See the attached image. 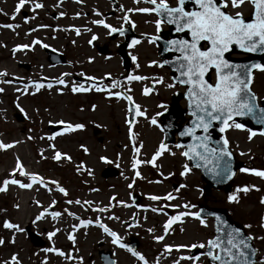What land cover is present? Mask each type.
<instances>
[{
  "label": "rangeland",
  "instance_id": "374dc122",
  "mask_svg": "<svg viewBox=\"0 0 264 264\" xmlns=\"http://www.w3.org/2000/svg\"><path fill=\"white\" fill-rule=\"evenodd\" d=\"M118 1L122 8L114 16L105 17L104 11L110 8L107 0H32L45 5L35 11L39 20L42 18L40 24L30 26H46L49 31L39 32L56 34L59 39L54 41L55 47L72 56L73 66L51 67L45 58H41L42 68L26 70L19 63L29 62L28 47H22L18 53H12V49L17 44L29 45L36 31L29 32L26 25L15 30L11 19L14 0H0V25H13L12 28L0 27V73H6L0 76V88L3 89L0 92V142L13 145L0 149V183L10 178L30 182L27 176H20L18 170L13 172L17 160L25 172L37 174L45 181V185L33 184L31 189L10 184L7 191L0 192V239L4 241L0 245V264H10L13 255L20 264H101L99 242L111 250L117 264H143L127 247L114 245L112 237L99 224L116 232L121 243L132 237L137 239L138 252L149 264H173L181 256L191 255V249L177 250L176 246L202 243L212 238L213 220L205 219V227L195 217L184 216L173 222L167 233L164 225L181 212H197L199 204L205 201L210 207L225 209L234 221L245 226L254 237L258 263L262 264L264 239L255 237H264V228L260 227L264 223V204L260 203L264 198V179L240 169L264 170V136L256 132L257 135L249 140V128L245 126L244 129L226 130L225 136L236 156L238 172L229 185L218 189L205 188L200 172L188 164L176 145L168 146L161 156L148 163L163 141L161 113L176 87H168L172 83L167 70L152 64L157 46L150 43L147 36L156 32L158 18L153 13L135 11L150 8L149 4L145 0ZM248 8L249 5L245 4L239 11L245 13ZM86 11L91 14L86 16ZM53 12L57 17L52 16ZM96 12H102V16H97ZM125 15L127 21L123 19ZM97 20H103L111 27L128 22L135 24L140 43L129 49L136 58L131 72L125 71L121 64L120 37L110 38L109 29L94 23ZM93 36L101 43L109 42L108 54L101 55L91 45ZM79 69L84 71L85 78L92 77L93 82L90 79H85L84 84L75 81L73 75L78 74ZM67 72L73 75L62 78ZM133 74L145 79L132 82L128 78ZM41 76H47L48 84L49 81L55 84L52 83L51 88L46 84V89L33 96L29 82L35 78L40 80ZM211 76L213 78V74ZM59 79L65 83H57ZM158 80L162 82L158 83ZM115 82L118 83L113 87ZM151 83L155 87L145 95L144 89ZM73 85H83L89 91L74 93L71 91ZM94 86L104 91L98 92ZM252 88L259 101H264V72L256 73ZM121 91L131 95L143 113L133 123L128 121L127 103ZM153 119L156 124L151 122ZM51 122H63L65 130L52 135L47 130ZM67 124H81L83 128L69 131ZM95 130L100 133L94 135ZM56 152L62 154L60 160L53 158ZM134 160L141 162L136 168H133ZM109 165L119 169L118 177H102V170ZM185 165L190 171L182 176ZM136 172L140 175L137 176ZM57 184L66 190V196L58 191ZM245 186L250 190L237 193L238 202L228 201L230 194ZM135 192L142 195V200L136 204L132 200ZM169 194L173 198L164 199ZM151 196L160 199L152 200ZM76 200L80 203H74ZM185 204L191 207L186 209ZM49 208L61 215L53 219L51 212H47L42 219L36 220ZM101 208L106 211H99ZM134 217L136 221L129 225ZM6 220L19 225L23 231L5 229L3 223ZM81 220L92 223L84 227L80 225ZM26 226L45 239L46 244L34 246L26 233ZM53 231L56 234L49 240L48 233ZM69 235L74 240H69ZM159 236H163V240H157ZM165 246H170L171 252H166ZM47 248L58 249L65 255L44 251ZM180 264H192V261L180 260ZM197 264L209 263L200 257Z\"/></svg>",
  "mask_w": 264,
  "mask_h": 264
},
{
  "label": "snow or ice",
  "instance_id": "6c2138e0",
  "mask_svg": "<svg viewBox=\"0 0 264 264\" xmlns=\"http://www.w3.org/2000/svg\"><path fill=\"white\" fill-rule=\"evenodd\" d=\"M29 0H18L15 6V13H19L20 10L28 3ZM139 2V0H136ZM146 3L152 5L151 8H137L135 11L142 13H154L159 17L155 21L156 31L159 33L162 24L174 25L177 33H185L190 35V39H172L167 41L165 51H175L180 55L176 57V70L180 74V79L177 83L187 85V92L185 93L189 106L193 109L192 116V127L185 128L180 133L181 136L192 137L195 143L187 146V150L182 152L181 155L188 159L199 158L208 161L209 158L215 160V167L212 171L217 176L229 175L231 173L230 161L232 153L228 147L227 138H223V145L220 148H209L210 134L209 129L213 126V122H220L221 127L219 131L224 133L229 128L244 129V125L236 123L234 117L240 116H251L258 124H264V108H259L256 101L257 97L251 91V84L253 83V70L264 72V64L261 63H247L239 64L233 63L227 59V55L232 52L233 46L239 48L244 53H264V0H176L175 5L169 3V0H145ZM191 3L192 8H188L187 5ZM250 4L252 7V18L246 20L241 11H228V9H240L243 5ZM43 5L40 3H34V9L42 8ZM128 11H133L129 9ZM15 18L14 16L12 17ZM124 20H128V16L123 17ZM27 22V21H25ZM94 23L102 24L105 28L109 29L110 33L119 32L121 35L124 33L123 28H114L108 24H105L103 20L94 21ZM0 27L12 28V24L0 25ZM78 31V30H77ZM96 39L95 36L92 37ZM160 37L154 36L149 42L155 43ZM39 40H34L33 44H39ZM91 43V41H90ZM139 40H133L129 47H133L139 44ZM47 48L48 45H42ZM18 47L27 48L29 45H23ZM136 58L133 57V60ZM156 63V62H153ZM169 61H163V64H167ZM159 66H162L159 65ZM210 70L215 71V83H209L205 78ZM6 75V73H0V76ZM66 75V74H65ZM88 79H93L88 77ZM129 80H143L145 77L142 76H130ZM8 83L9 81H5ZM158 83L162 80H158ZM59 84H64L63 79L57 81ZM115 82L113 87L116 86ZM174 85L169 84L168 87ZM37 88L43 87V85H37ZM51 88L52 85L48 84ZM96 91H104V89L94 86ZM3 89L0 88V92ZM72 92H87L89 88L83 85H73L71 88ZM151 89L145 88L144 94L147 95ZM111 94V93H110ZM117 97L120 93H115ZM131 103V97H127ZM137 115H143L139 111L137 106ZM156 124V120L151 121ZM63 123V122H61ZM67 130L82 129L81 124H67ZM197 129H202L204 135L197 136ZM249 131V140L253 136L257 135L255 131ZM264 136V131L259 133ZM52 139V137H49ZM13 147L12 144H5L0 142V149H8ZM177 148L183 147L180 144L176 145ZM168 150L167 146L161 143L159 149L155 152L151 161L152 163L161 156L164 151ZM138 151V149H137ZM62 154L56 152L54 159L60 160ZM68 159L67 156L64 157ZM141 163L138 160H134L133 168ZM199 166V165H197ZM19 171L20 176H27L29 183H22L20 180L15 178L5 179L0 183V192L7 191L8 185H18L20 188L31 189L33 184L45 185V181L42 177L37 174L27 173L23 169L19 160H17L16 168L13 170L15 173ZM190 171L187 165L184 166V171L181 175H185ZM241 172H250L251 174L264 179V170L247 169L241 168ZM12 174H10L11 176ZM139 176L140 173L136 172ZM52 183H56L53 181ZM132 185L130 184L129 187ZM183 187V185H182ZM59 192L65 196L67 192L64 188L57 184ZM249 187L237 188L236 191L228 196L229 202H238L237 193L249 191ZM171 194L164 197V199H172ZM150 199L157 200L160 197L151 196ZM73 203V201H69ZM74 203L79 204L80 201L76 200ZM90 203V202H85ZM261 204H264V198L260 200ZM184 207L187 209L191 205L185 204ZM99 211H106V209H98ZM155 211V209H153ZM47 214V209L41 212L36 220L42 219ZM53 219L60 216L61 213L53 211L50 213ZM184 216H193L198 219L201 225L207 227L205 220L201 218L200 212H189L184 211L179 213L178 216L171 217L168 222L164 225L165 233L168 232L169 226ZM110 219L113 217H109ZM218 224H223L220 217H216ZM264 220V217H262ZM92 223L89 220H81L80 225L87 227L88 224ZM99 224V221H97ZM108 236L112 237V243L118 245L121 248H126L124 243L120 242L118 234L103 224H99ZM3 227L5 229H15L18 232L23 231L22 228L17 224H13L9 221H4ZM76 227L75 225L73 226ZM251 227V225H246ZM260 227L264 228V223H261ZM216 231H221L220 227H217ZM56 234L55 231L48 233V239L51 240ZM163 236L156 237L157 240H163ZM256 239H264V237H255ZM69 240H74L72 235H69ZM254 237L248 235L243 236L239 228H230L226 234L225 240L221 236L217 235L215 238L208 239L202 243H193L190 245H179L176 246L177 250L180 248H201L207 249L203 253L204 256L210 258L211 261L218 262V264H255L251 259L255 256V250L251 249L249 241ZM14 242V241H13ZM4 243L3 239H0V245ZM127 250L131 254L138 258L143 264H149L146 258L138 251L133 250L131 247H127ZM170 246H165L166 252H171ZM44 251L56 252L63 256L65 255L58 249L47 248ZM70 258V257H69ZM200 257L198 256H181L178 260H174L173 264H180V260L192 261V264H197ZM10 264H20L19 260L15 255L12 256ZM114 264V262H113ZM158 264V262H157ZM264 264V262H262Z\"/></svg>",
  "mask_w": 264,
  "mask_h": 264
},
{
  "label": "flooded vegetation",
  "instance_id": "af4514ba",
  "mask_svg": "<svg viewBox=\"0 0 264 264\" xmlns=\"http://www.w3.org/2000/svg\"><path fill=\"white\" fill-rule=\"evenodd\" d=\"M39 1L47 2V0H39ZM107 1L110 3V8L106 9L104 11V15H105V17L114 16L116 14L117 10L119 8H122V4H120L118 2V0H107ZM175 2H176V0L169 1V3L172 4V5H175ZM17 3H18V0H14L13 13H12V16H11V19L13 20V24H14L15 30H19L20 28H23L26 25V26H28L27 29H28L29 32L36 31V32H33L35 34V36H33L32 41L29 44V47L27 49L28 50V54H29V62L27 63L28 69L29 70L30 69L38 70L40 68H37V67H41L42 68L43 65H42V62H41V58H45L47 64L49 66L53 67V65L50 63V60H49L48 49L49 48H53L55 50H58L55 47L56 43L54 41H57L59 38L57 37L56 34H53V33H48V32L47 33H45V32L40 33L39 32L40 30H44V29L47 30L46 26L45 27H43V26L42 27H32V26H30V24H33V23H36L35 26H37V25L40 24L39 21L42 20L41 17H40V20H39V18L35 15L36 9H34L33 6H32V5H34L32 0H29V2L26 3V5L20 10L19 13H15V11H14L15 6H16ZM44 5L45 4H43V6ZM189 5H190V3L187 5L188 8H189ZM41 9H43V7ZM251 10H252V7L249 4V8L245 11V13L242 12L244 17L248 18L249 15L251 14ZM228 11H239V9H235V10L228 9ZM90 14L91 13L89 11L85 12L86 16H89ZM96 15L101 17L102 16V12H96ZM13 16L15 17L14 19L12 18ZM52 16L53 17H57V13L53 12ZM36 19H37V22L34 21ZM25 21H27V22H25ZM162 25H164L166 28L162 26L161 27L162 30L160 31V33H158L156 31V33H154V35H150L152 37L157 36V35L160 37V39L155 42V44L157 45V48H156V58L154 59L153 62H156V63L152 62V64L158 69H165V70L168 71V73H169L168 74V78L171 80V83L176 87V90H173V92L170 94L171 98L168 96L170 98V100L168 102H165V104H164V110L161 113V121H160L161 126H163V122L167 120V118L165 116V111H167V110H169L171 112L170 118L177 119V121H175V123L176 122L177 123L178 122H183L184 123L185 120H186V101L184 100V98L182 96V91H183L184 88L182 86H180L179 84H175L172 81V79H171V75H172L171 71L166 65L159 66V63H163V61H165V60H170L171 57H172V52L171 51H168V52L164 53L162 51V48H161V46H162L161 41L164 42V41H167L170 38V29H171L166 23L162 24ZM127 27H128V23L126 25L122 24V25L116 26L114 28H123L124 29V28H127ZM47 31H49V30H47ZM53 36H54V38H53ZM150 36L148 35V38H150ZM119 37H120V39L118 40V45L120 47L119 56H120V59H121L122 67L124 68L125 71L131 72L135 68L134 67L135 61L133 60L134 56L130 53V50H131V48L129 47L130 44L126 45V43H127L126 36L123 35V36H119ZM113 38H115V37H112V39ZM34 40H39L40 43L39 44H33ZM90 41H91V45H93L95 47V49L100 53L99 48L102 49L103 48L102 46L105 44V42L101 43L97 39H95V40L91 39ZM107 43H108V46L110 47L109 42H107ZM45 44L48 45L47 48L42 46V45H45ZM18 46H20V45H18V44L15 45V50H19L18 52H21L22 49H20L21 47H18ZM60 52L63 53L64 57L67 59L66 64H64L62 66H70L72 68V66H73L72 56L69 53H67L65 50H62ZM161 52H162V57H161ZM123 55H124V57H123ZM64 57H62V58H64ZM39 62H41V63H39ZM19 65H21V64H19ZM54 67H57V66H54ZM77 73L78 74H76L74 76L72 73L67 72L66 75L65 74L62 75V78L63 77L68 78L69 76L73 75V78H75V80H77L79 83L84 84L85 79L88 80L87 77L86 78L84 77V74H83L84 71L79 69V70H77ZM256 73H261V72H256ZM133 75H137V74H133ZM163 77L165 78L164 74H163ZM164 78H163V80H165ZM35 80H38V79L35 78ZM49 80H51V79L49 78ZM41 81H43V86H44V84L48 80H46L45 76L44 77L41 76L40 82ZM91 82H93V81H91ZM31 83H33L32 85L34 86L33 96H37L44 89H46V87H44L40 91H35V85H37V82L34 81V82H31ZM146 88L151 89V86L150 87H146ZM123 94L125 95L124 92H123ZM125 96H127V95H125ZM180 103H183L184 105H181Z\"/></svg>",
  "mask_w": 264,
  "mask_h": 264
},
{
  "label": "water",
  "instance_id": "95a60500",
  "mask_svg": "<svg viewBox=\"0 0 264 264\" xmlns=\"http://www.w3.org/2000/svg\"><path fill=\"white\" fill-rule=\"evenodd\" d=\"M233 51L242 52L239 48H237L235 46H233L232 52ZM49 54H50L51 58L53 59L54 63L60 62V61H57L56 59H54V58H56L57 53L50 51ZM251 54H253V56H251L250 58H247V59H240V60L230 59V58H227V59H229L233 63H239V64H247V63L264 64V53L257 52V53H251ZM173 69L176 70V66H173ZM205 78L209 81V83H211V81L208 79L207 76ZM251 91H252V89H251ZM252 93H254V92L252 91ZM256 103H257L259 108H264V104L260 106L258 103V100L256 101ZM192 111H193V109L189 106V101H188V114L191 115V118L189 119L188 123H186L185 125L179 124V125L174 127V130L177 132L178 137H179V144L185 148V151L187 150L188 145L195 143V141H193L192 137L180 135V133L182 131H184L185 128L192 127V121L194 119V117L192 116ZM234 120L239 122V123L250 126L251 129H253V130L259 129L260 131H264V124L256 123L255 120L253 119V117H251V116H244V117L237 116V117H234ZM220 127H221L220 122L214 121L213 126L209 129V134H210V140H209V144H208L209 148H220V147H222L223 138H225V136H224V133H221L219 131ZM167 128H168V126H167ZM59 129H61V126L57 127L56 129H53L52 131L55 132ZM196 135L197 136L204 135L202 129H197ZM173 142H174L173 132L169 133L167 131L164 144H171ZM228 147H229V144H228ZM229 150H230V148H229ZM231 153H232L231 161H230L231 173L229 175H221V176L215 175V173L212 171V169L215 167V160L212 158H209L208 161H205V160H202L199 158H194L191 160L188 159V160H189L190 164L192 165V167L199 169L201 171L203 178L205 179V181L207 183L208 188H220V187L226 186L234 178V176L237 172L236 157L232 151H231ZM197 165H199V166H197ZM117 174L118 173L115 169L107 168L104 171L103 176L107 178L109 176H116ZM134 200H135V202H138L140 200L139 195H135ZM199 212L201 213V218H213L214 219L215 233H214V236L212 238H215L217 235H219V236H221L222 239L225 240V244H226V234L230 228H239L241 231V234L243 236L250 235L246 232L245 228L242 225L234 222L229 217L228 213L222 209L210 208L208 206L201 204ZM217 216L221 218V221H223V224H218V222L216 220ZM217 227L221 228V231L219 233L216 231ZM26 230H27V234L29 235L31 241L33 242V244L35 246H43L45 244V241L42 240V238L39 236V234H37L34 231H31V229L29 227H27ZM250 236H252V235H250ZM249 244L251 246V249L255 250V253L257 254V248L255 247V245L253 243V239L251 241H249ZM128 245L133 250H136L138 247V242L136 240H132V242L128 243ZM206 251H207V249L203 250L201 248H198V249L193 250V254H203ZM99 253H100V255L104 261V264H113V262L115 264V260L113 258H111L110 252H104V251L100 250ZM256 254H255V256L251 257V259L255 262V264H257ZM208 261L210 263L218 264V262L211 261L210 258L208 259Z\"/></svg>",
  "mask_w": 264,
  "mask_h": 264
}]
</instances>
